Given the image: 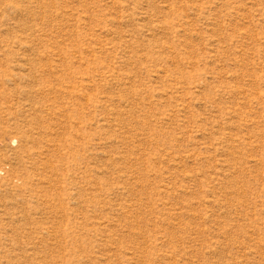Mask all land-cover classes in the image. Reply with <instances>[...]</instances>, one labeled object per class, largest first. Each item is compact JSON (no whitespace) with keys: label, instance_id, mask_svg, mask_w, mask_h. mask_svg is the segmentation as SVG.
Returning <instances> with one entry per match:
<instances>
[{"label":"rangeland","instance_id":"rangeland-1","mask_svg":"<svg viewBox=\"0 0 264 264\" xmlns=\"http://www.w3.org/2000/svg\"><path fill=\"white\" fill-rule=\"evenodd\" d=\"M0 264H264V0H0Z\"/></svg>","mask_w":264,"mask_h":264}]
</instances>
